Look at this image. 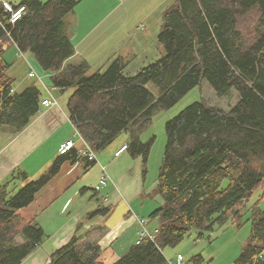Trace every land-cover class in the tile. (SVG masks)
<instances>
[{
  "label": "trees",
  "instance_id": "trees-1",
  "mask_svg": "<svg viewBox=\"0 0 264 264\" xmlns=\"http://www.w3.org/2000/svg\"><path fill=\"white\" fill-rule=\"evenodd\" d=\"M79 0H21L25 12L16 23L0 0V127L26 129L41 108L34 83L17 91L5 59L10 46L34 56L51 86L73 90L68 117L96 153L129 132L128 152L146 166L154 138L141 141L158 110L176 106L207 82L218 97L238 94L228 111L197 101L166 124L167 144L158 179L160 207L151 219L160 226L154 240L136 244L114 264H168L163 250L176 246L191 228L242 219V210L259 193L264 199V0H172L163 15L158 42L165 54L135 75L117 59L89 75L86 60L74 61L76 48L67 18ZM82 146L55 158L49 171L29 181L16 172L0 185V264H23L46 235L20 211L60 172L62 165L84 161ZM21 183H26L21 185ZM261 202L260 200L257 204ZM252 208V233L236 264H264V210ZM99 209L90 217L106 215ZM49 264H103L101 247L89 235L73 236L55 250ZM198 261V260H197Z\"/></svg>",
  "mask_w": 264,
  "mask_h": 264
},
{
  "label": "crops",
  "instance_id": "crops-1",
  "mask_svg": "<svg viewBox=\"0 0 264 264\" xmlns=\"http://www.w3.org/2000/svg\"><path fill=\"white\" fill-rule=\"evenodd\" d=\"M2 1L9 2L13 5H18L21 2V0ZM125 1L126 0H90L85 7L81 9L77 8L74 13L69 15L67 18L68 30L76 48V56L73 58L74 61L86 60L91 68L98 70L104 66L107 67L117 59H122L126 65L125 72H127L126 69L131 63H134L132 61L135 60L137 66L134 68L133 72H127L129 75H135L143 67L155 62L159 55H161V58L165 54L159 42L158 44L160 46L156 48V51L153 53L150 51L147 39L149 32L146 31V24L151 18L154 9L162 8L167 0H139L137 5L138 8L131 14H128L130 10L124 7ZM81 2L82 1H80V3ZM108 5H111V7ZM133 20H136V25L139 23L140 26L135 28L132 23ZM143 30H145L144 33L142 32ZM13 47L18 51L16 46ZM25 56H27V54ZM29 63L31 64V62ZM39 74L38 76L41 80H39L38 83L31 79L29 84L23 83V86H20L27 88L36 83L39 88L40 86L43 88L44 91H41V108L37 116L26 129L21 132H17L13 129V131H10L8 141L0 146V185L8 182L17 170H19V172H26L29 178L39 177L43 174L46 169L45 167H49L55 158L62 153L61 147L68 141L75 142L76 147L80 148L83 146L77 136L78 139L70 137V131L73 130L75 132V129L68 117V102H66V109H64L62 103L58 102L53 91H51V79L53 74L45 71V77ZM52 90L59 91L53 88ZM51 96L57 100L58 104L56 106H43L42 102L49 100ZM64 126H66V130L58 135L54 143H51L56 132L61 130ZM4 127L7 126L1 128ZM1 128L0 130H3ZM5 130L6 129L3 130L4 134L8 132ZM141 137H143V134ZM128 143V132L119 135L108 148L113 160L106 165L105 150L103 152L101 151L99 155L97 154V162L92 166H87V163L84 161L75 163L70 161L65 162L60 172L37 194L35 202L28 208L20 211V214L27 221L36 222L41 226L46 235L43 244H41L23 264H49L51 261L50 257L55 250L67 244L73 236L85 237L86 235H89L90 241L99 244L101 247V259H103L104 255L107 253L103 251L110 246L114 247V245H116L114 244L116 240H118L117 244L121 242V237L119 236L132 225L136 227L135 245L137 244L138 236L142 229L140 219L146 221L142 215L144 212H147L150 217L152 213L160 207L161 203L151 205L147 207V209H145L146 206L144 207L142 203V207H140L139 210L141 216L135 209L130 210L117 225L112 224L110 216L114 209L113 204L119 198L121 190H127L131 182H137L136 179L140 177L142 172L140 169L142 160L130 156L133 158V161H131L130 157H128L130 155L128 150L120 156H116V153ZM95 165L97 166L93 168ZM102 167H107V171L109 169L111 170L108 171V173L113 182L99 193H96L94 187H96L99 182L102 174ZM127 167H133L134 169L132 179H128L123 173L124 171H121L122 168ZM31 168L34 170L32 171ZM63 171H66L67 176H73V180L74 177L76 178L75 180H80L81 175L90 178L92 179V184L89 186L84 182L77 188L73 186L74 188L71 194L66 196L75 181L69 180L67 185L57 186L55 182L59 184L64 182ZM115 183H117L118 189H116V187H110L112 185L114 186ZM92 186V191L95 193V196L90 198L87 202L81 199L80 203H74L75 196L77 198L80 193L86 192L87 188ZM108 187H110V189H108ZM134 187L135 186L132 187V190H134ZM119 203H121V201H119ZM51 208H55L57 213L54 211L49 212ZM105 208H111V211L106 215L102 214L90 217V214L93 212ZM65 214H68L69 217L63 216ZM43 215V219L40 220ZM159 226L160 221L155 230L150 232L158 230ZM131 245H134V243ZM134 246H132V248ZM120 247L123 251L126 249L123 243L120 244ZM130 247L126 253L132 249Z\"/></svg>",
  "mask_w": 264,
  "mask_h": 264
},
{
  "label": "rangeland",
  "instance_id": "rangeland-1",
  "mask_svg": "<svg viewBox=\"0 0 264 264\" xmlns=\"http://www.w3.org/2000/svg\"><path fill=\"white\" fill-rule=\"evenodd\" d=\"M80 1L82 2L80 3ZM80 1L76 7V10L77 8L81 9L82 7H85L90 0ZM138 3L139 0H126L124 2V7H127L130 10L128 14H131L132 12H134V10L136 11V9L138 8ZM171 3L172 0H167V2L162 8H155L151 18L146 24V31L149 32V34L147 35L148 44L152 53L156 51V48L158 46H160L158 44L157 36L162 26L164 12L170 6ZM108 6L111 7V5ZM132 23L134 24L135 28L140 26L139 23L136 25V20H133ZM142 32L144 33L145 30H143ZM160 56L161 55H159L156 60H158ZM5 59L13 65V67L8 73L15 79V87L18 91H21L26 88L20 87L23 83L29 84L31 82L32 78H29L28 72L31 69L32 65V68L34 67L33 69L35 70L36 74L40 73L41 76L45 77L44 70L41 68L34 56L27 54V56L23 57L13 46H10L7 50L5 54ZM28 61L31 62L32 65ZM132 62L134 63H131L129 65V67L126 69L127 72H133L134 68L137 66V62L135 60ZM106 68L107 67L104 66L100 68V70L103 71ZM96 71L97 69L91 68V70L89 71V75L93 74ZM127 72H125V74L129 75ZM32 80L38 83L37 78ZM40 89L42 92L44 91L41 86ZM51 91H53V94L58 100V102L62 103L64 109H66V102H68V99L73 93V90H69L65 93H62L60 91L52 90L51 88ZM197 101H205L211 106L220 107L228 111L238 102V94L234 91L229 97H218L211 88V86L207 82H204L201 87H197L192 90L173 108L168 110H158L155 112L152 124L144 131L143 137H141L142 142H148L149 140L154 138L153 146L151 148V152L146 166L147 171L144 175V165L141 161L140 169L142 172L140 177L136 179L137 182L129 181L131 182V184L129 185L128 189L124 191L121 190L119 198L113 204L114 209L110 216L112 224L117 225L127 215V213L130 212V210L135 209L137 213L141 216L139 210L140 207H142V203L144 204V207L146 206L145 209H147V207L151 205L161 203V198L158 194V179L160 175V169L163 164V158L167 144L166 124L169 120L177 116L187 106ZM1 129H6L5 131L8 132L4 134L3 130H0V146L4 145L8 141L10 131H13V128L11 127H4ZM65 130L66 126L56 132V135L55 137H53L51 143H54L58 135L63 133ZM70 133V137L78 139L76 137V130L75 132L71 130ZM130 138L131 134L129 133V140ZM108 148L109 147L105 149V165L109 164V162L111 163V161L113 160ZM97 154L99 155L100 153ZM128 157H130V155ZM130 159L131 161H133V158L130 157ZM52 163L49 165V167H45L46 169L44 170L43 174L49 171L52 166ZM96 166L97 165H95L93 168H95ZM31 170L33 171L34 169L31 168ZM108 171L111 170L109 169ZM121 171H124L123 173L128 177V179L133 178V167L122 168ZM17 172H19V170H17ZM42 175L37 178H29V181L37 180ZM63 179L64 182L62 184L55 182L56 185H67V182H69V180H73V176L69 177L66 175V171H63ZM75 179L76 178L74 177L73 181L75 182L71 186L72 188L66 194V196L71 194L74 187L77 188L80 184H83L84 182L89 186H91L92 184V179L84 177L83 175L80 176V180ZM23 184L26 183H21V185ZM133 186H135L134 190H132ZM110 187H116V189L119 188L117 183H115L114 186L112 185ZM110 187H108V189H110ZM92 189L93 186L88 187L86 192L80 193L77 198L75 196L74 203H80L81 199H84L87 202L90 198L95 196V193L92 191ZM260 198H262V195L257 193L254 198L242 210V219L238 221L234 222L232 219H228L225 224H219L217 222L214 224L213 230L191 228L186 234L185 238L176 246H168L164 248L163 252L167 257L168 261H172L178 255H182L185 259V264H236V261L241 255L243 249L249 243L250 236L252 233V208H254V206L260 200L261 202L257 204L256 208L260 206L261 210H264V199L261 200ZM119 201H121V203H119ZM53 211L57 213V210H55V208H51L49 212ZM63 216L69 217L68 214H65ZM43 217L44 215L41 216L40 220H42ZM142 217L146 219L148 230H155V228L159 224V219H151L147 212H144ZM135 229L136 227H134V225L129 227L119 236L121 237V242L117 244L118 240H116L114 243L116 245H114V247L110 246L109 248L103 251L107 252L104 255L103 259H101L103 264H114L119 258L126 254L130 246V248H132V246L135 245ZM122 243L126 246V249H124V251L120 247V244ZM133 243L134 245H131Z\"/></svg>",
  "mask_w": 264,
  "mask_h": 264
},
{
  "label": "built area",
  "instance_id": "built-area-1",
  "mask_svg": "<svg viewBox=\"0 0 264 264\" xmlns=\"http://www.w3.org/2000/svg\"><path fill=\"white\" fill-rule=\"evenodd\" d=\"M3 7L6 9V11L10 12L12 14L11 16V23H16L19 19H21L23 13L25 12V7L21 6L17 9L14 8V6L6 1H2ZM21 56H25L23 53H20ZM29 78L35 79L37 78L38 81L41 80V78L36 74L35 70L33 68L30 69V72L28 74ZM58 104L57 100L51 96L49 100H45L42 102L43 106H56ZM76 136L79 138V140L82 142V148L80 150L81 154H83L89 162H97V153L94 152L88 144L83 140V138L79 135V133L76 131ZM73 147H75V142L68 141L61 147V152L65 153L69 150H71ZM128 144L124 145L117 153L116 156H120L122 153L127 151ZM112 178L110 177L107 167H102V174L99 179L98 184L94 188L96 193H99L102 191L107 185L111 184ZM140 224L142 226V229L139 233L137 244H140L145 239L154 240L158 230L154 232H150L147 228V222L143 219H140ZM168 264H185V259L182 255H178L174 260L168 261Z\"/></svg>",
  "mask_w": 264,
  "mask_h": 264
}]
</instances>
